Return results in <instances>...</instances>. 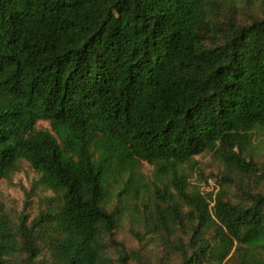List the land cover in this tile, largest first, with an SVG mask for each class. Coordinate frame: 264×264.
I'll use <instances>...</instances> for the list:
<instances>
[{
  "label": "trees",
  "instance_id": "trees-1",
  "mask_svg": "<svg viewBox=\"0 0 264 264\" xmlns=\"http://www.w3.org/2000/svg\"><path fill=\"white\" fill-rule=\"evenodd\" d=\"M213 1L0 0V176L25 161L49 193L0 264H122L125 216L163 251L136 264H264V190L188 181L203 152L256 173L264 129V14L212 27Z\"/></svg>",
  "mask_w": 264,
  "mask_h": 264
},
{
  "label": "rangeland",
  "instance_id": "rangeland-1",
  "mask_svg": "<svg viewBox=\"0 0 264 264\" xmlns=\"http://www.w3.org/2000/svg\"><path fill=\"white\" fill-rule=\"evenodd\" d=\"M212 13V27L221 26L230 16L246 21L251 15L264 14V0H214ZM36 127L49 128V122L39 121ZM243 146L246 162L256 164V173L231 171L223 167L214 152H203L193 157L191 170L188 169L189 166L186 169L190 173L189 184L195 185L202 193L214 194L219 188L224 189V193L234 199L243 190H264V129H255ZM235 151L239 152L237 148ZM142 171L148 179L152 175V166L145 163ZM37 178L36 172L25 161L7 176H0V237L1 229H6L5 232L11 235H17L22 225L21 220L25 221L23 225H27L43 208L42 198L49 193L32 185ZM133 225L131 217L125 216L121 227L114 231L117 242L126 248L127 256L122 264H136L133 252L143 260L159 262L163 255L161 246L150 236L141 241L135 239L131 232V228L134 230ZM107 250L112 258H118L119 252L111 243L108 244Z\"/></svg>",
  "mask_w": 264,
  "mask_h": 264
}]
</instances>
